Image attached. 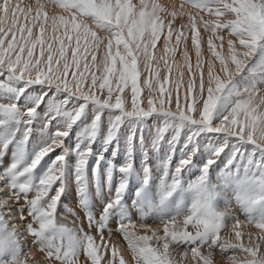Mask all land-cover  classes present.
Segmentation results:
<instances>
[{
    "label": "snow or ice",
    "instance_id": "snow-or-ice-1",
    "mask_svg": "<svg viewBox=\"0 0 264 264\" xmlns=\"http://www.w3.org/2000/svg\"><path fill=\"white\" fill-rule=\"evenodd\" d=\"M0 264H264V0H0Z\"/></svg>",
    "mask_w": 264,
    "mask_h": 264
},
{
    "label": "rangeland",
    "instance_id": "rangeland-1",
    "mask_svg": "<svg viewBox=\"0 0 264 264\" xmlns=\"http://www.w3.org/2000/svg\"><path fill=\"white\" fill-rule=\"evenodd\" d=\"M71 139V138H70ZM75 146V140L74 139H72V143H71V145H70V147H74ZM96 146V147H95ZM98 147V145H94V149L95 148H97ZM53 156L55 155V153H53L52 154ZM109 154H106V157L108 156ZM70 159H72V158H70ZM93 160H94V158H93ZM93 160H91L90 162H89V168L91 169V167H93L94 166V163H95V160L93 161ZM120 161H118V163H119ZM105 167V165H104V163L102 162L101 163V169L103 170V168ZM89 175L91 176V173H89ZM194 176H195V173L193 174ZM68 191H69V193L71 192V194H69L70 195V200H67L66 199V197H65V200H67V201H69L70 202V208L69 209H71V210H73V211H75V212H77L78 214L80 213V216H83V212H82V210L80 209V207H79V205H78V197H77V193H76V187H75V185H73V184H71V181H70V186H69V188H68ZM67 191V192H68ZM91 194H92V196H93V201L95 202L96 201V189L95 188H91ZM229 196H230V198H232V195H231V193H229ZM73 198V199H72ZM74 200V201H73ZM64 200H62V202H63ZM73 201V202H72ZM232 204H233V206L235 207V208H237V210L239 209V206L238 205H236V203H235V200H234V198H232ZM59 211V213L61 212V210L59 209L58 210ZM63 213V212H62ZM65 216H68V217H70L71 219H72V217H71V215L66 211L65 212ZM241 219H243V216L241 215ZM123 244H125L126 245V242H124V241H121Z\"/></svg>",
    "mask_w": 264,
    "mask_h": 264
},
{
    "label": "bare ground",
    "instance_id": "bare-ground-1",
    "mask_svg": "<svg viewBox=\"0 0 264 264\" xmlns=\"http://www.w3.org/2000/svg\"><path fill=\"white\" fill-rule=\"evenodd\" d=\"M159 47V46H158ZM179 55V54H178ZM96 147V146H95ZM94 161V160H93ZM5 164L7 163V159H5ZM194 176V175H193ZM69 194H71V192L69 193V191L68 192H66V194H65V197H66V199L67 200H70V195ZM73 199V198H72ZM64 201L62 202V205H65L67 208H70L69 206V204H70V202L69 201H67V200H65V199H63ZM74 201V200H73ZM72 201V202H73ZM60 210H61V212H60V214L61 215H65V208L64 207H61L60 208ZM63 212V213H62ZM83 212V211H82ZM79 215H80V213H79ZM83 216H84V213H83ZM69 219H71L70 217H68Z\"/></svg>",
    "mask_w": 264,
    "mask_h": 264
}]
</instances>
